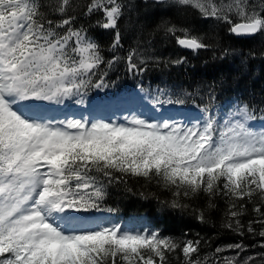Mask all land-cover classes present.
Listing matches in <instances>:
<instances>
[{
    "label": "snow or ice",
    "instance_id": "1",
    "mask_svg": "<svg viewBox=\"0 0 264 264\" xmlns=\"http://www.w3.org/2000/svg\"><path fill=\"white\" fill-rule=\"evenodd\" d=\"M176 2L224 23L237 39L264 36V0ZM68 8L70 0H60L56 11L66 18L55 22L38 0H0V264H170L178 251L180 264H216L210 257L201 260L199 240L177 241L158 230H132L96 218L116 211L105 207L107 185H126L130 177L170 192L173 199L164 203L173 208L183 210L188 205L182 199L204 194L212 209L215 197L224 198L223 226L241 236L245 225L239 217L251 204L247 232L264 238V125L256 130L250 124L257 117L249 105L237 106L223 121L213 112L211 92L207 104L196 105L203 118L195 121L133 114L120 123L45 114V105L81 104L90 91L108 88L101 66L111 69L120 59L105 60L87 30L73 27ZM97 13H102L97 26L114 31L109 50L115 52L125 5L89 0L84 15ZM160 27L182 49L196 53L209 47L187 29L166 21ZM126 61L130 73L145 70L146 61L135 50ZM186 102L164 90L150 101L157 111ZM194 211L197 220L207 222L202 211ZM228 247L245 251L242 244ZM225 260L239 264L236 257Z\"/></svg>",
    "mask_w": 264,
    "mask_h": 264
},
{
    "label": "trees",
    "instance_id": "2",
    "mask_svg": "<svg viewBox=\"0 0 264 264\" xmlns=\"http://www.w3.org/2000/svg\"><path fill=\"white\" fill-rule=\"evenodd\" d=\"M55 2L48 3L46 7H55L58 4L57 0ZM88 2L72 0L66 14L75 17L73 25L83 26L94 35L102 51L109 50L114 31L97 26L96 21L102 18V13L84 15ZM121 2L125 5V14L119 22L121 47L113 52L120 60L125 62L129 52L135 50L139 58L148 61L149 77L155 80L174 79L192 92L199 89V92L205 90L206 94H227L236 90L256 92L264 99V36L237 39L229 33L227 25L213 19L205 20L190 7H169L149 0ZM165 21L187 29L192 36L200 37L209 45L208 49L199 52L198 56L181 50L175 38L160 27ZM177 59H183L184 63H172ZM123 68L126 69V64ZM106 191L105 207L115 209L116 213L125 217L145 215L151 219L154 230L177 241H201V260L210 257L216 264H229L225 258L236 257L239 264H243L244 259L253 257L254 260L249 261V264H264V248L260 247L264 244V238L247 232L248 221L254 217L251 204L247 206V213L239 217L245 225L244 235L241 236L223 226L227 219L225 212L228 204L222 197L214 198L216 207L212 209H209L208 198L204 194L182 199L181 202L188 205L183 210L173 208L164 203L173 199L170 192L155 182L147 183L143 178L136 177L127 178L126 185L109 184ZM194 209L204 213L206 223L197 220ZM253 227L260 230L259 225ZM233 244L244 245L245 251L228 247ZM217 248L224 251L216 253ZM181 260L183 255L179 251L170 256V264H180Z\"/></svg>",
    "mask_w": 264,
    "mask_h": 264
},
{
    "label": "rangeland",
    "instance_id": "3",
    "mask_svg": "<svg viewBox=\"0 0 264 264\" xmlns=\"http://www.w3.org/2000/svg\"><path fill=\"white\" fill-rule=\"evenodd\" d=\"M135 94L137 95V93L135 92ZM66 105H68V100H66L65 101V103L63 104V105H45V107H44V109H45V114H48V113H55V114H57V115H60V116H64V118L65 119H72V117H67V115H68V111L70 110V109H68L69 108V106H66ZM63 106L67 109V110H65V109H63ZM54 107V108H53ZM53 108V109H52ZM55 110V111H54ZM61 113H63L64 115H62ZM129 116L131 115V114H128ZM88 116H91V119L90 120H96V119H92V115L90 114V115H88ZM63 118V119H64ZM75 119H77V118H75ZM126 227V226H125ZM131 229V228H130Z\"/></svg>",
    "mask_w": 264,
    "mask_h": 264
},
{
    "label": "bare ground",
    "instance_id": "4",
    "mask_svg": "<svg viewBox=\"0 0 264 264\" xmlns=\"http://www.w3.org/2000/svg\"><path fill=\"white\" fill-rule=\"evenodd\" d=\"M134 97L136 98L137 97V95L134 93Z\"/></svg>",
    "mask_w": 264,
    "mask_h": 264
}]
</instances>
